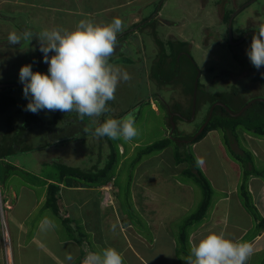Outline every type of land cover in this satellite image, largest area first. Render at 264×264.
Listing matches in <instances>:
<instances>
[{
	"label": "rangeland",
	"instance_id": "rangeland-1",
	"mask_svg": "<svg viewBox=\"0 0 264 264\" xmlns=\"http://www.w3.org/2000/svg\"><path fill=\"white\" fill-rule=\"evenodd\" d=\"M149 1L150 3H148ZM201 1L205 4L204 9L207 8L208 11H211V17H205L206 11L203 12L204 9L196 12V5H198L197 0H31V2L34 3L33 7H14L11 14L14 18L11 21L0 17V20L8 26V29L0 27V33H6L8 31L9 33L12 31H16L17 33H23L25 31L40 33L44 30H51L53 28L72 30L77 26L80 20L84 19L100 25L110 23L112 19L105 18V16H108V14L105 13L106 4L111 5L115 9L112 12L119 14L116 18H120L124 22V30L118 34L117 39L122 35L125 39L118 41L116 51L112 57H110L112 61L109 60V62L114 66L126 70L131 76V79L128 81H121L119 83L115 93V99L108 102L111 110L99 118L85 117L81 120L75 112L64 113L59 110L40 111L39 113L42 115V118L47 119L44 124L45 127L37 131H29L27 138L29 135H31V137L27 139L25 143L20 144L22 147L25 145L23 149H18L14 154L7 156L5 159L9 164L15 165L16 168L8 173V177L2 183L3 185L1 184V196L3 200L12 204L10 191H19L22 185L35 190L39 196L42 192L40 186H36L35 184L37 183H33L27 178L32 175L40 174L42 177H45V179L49 176L53 179L55 177L57 178L59 164L80 168L87 167L88 169L92 167V170H95L96 168L94 166L97 165L96 159L99 158L102 161L103 157L107 155V153L104 154L103 152L109 150L111 146L107 144V149L104 147L100 150L102 148L98 146V139L100 137H96L88 129L90 127L94 129V127L108 118H122L128 112L135 109L136 126L139 130L138 136L131 141H125L123 138L109 140L115 146L118 145L119 162L113 170L112 178L110 177L106 186L115 189V194L121 206V214H125V216L122 215L121 217L125 220H129L130 226L135 232H138L147 240L149 239V242L151 241V236L156 235V233H154L152 228L145 225L146 220L142 217V213L138 207L140 205H137L135 202L133 194L134 189L138 188L140 185L147 186V184H151L152 181L158 178V176L163 175L164 172L169 173V177H172L173 180H185L194 185L197 192H195L193 200H197L198 198V200L201 201L203 194L200 187L195 184L190 177L186 176L185 173H182V169L190 166L191 162L187 160L183 164L176 166L174 164V154L172 151L173 145L161 151L144 155L132 162L139 150L148 144L168 136L169 133H172V130L168 129L170 125L172 127L175 125L179 130L177 136L191 135V133L198 129L199 123L207 111V108L204 107V110L197 114L193 121L192 118L186 120L187 117L181 114L178 115L176 121H173L170 117L171 115H175V111L169 116L170 120L166 117V106L173 108L174 101L189 103V100L187 101V98L183 94L180 81L182 77L188 75L189 80L187 81L189 82L190 76L193 75V69L188 62L189 59L186 57L180 62L181 73L178 74L179 77L177 78L178 80L176 79V82H168V85L164 84L163 86L155 82L151 76L150 67L154 64V60L158 53V44L150 32L143 33L141 28V32L137 29L140 27L141 23L139 22L144 19V16L148 15L146 21H150L151 19L157 20L156 28H158V32L161 34L160 39L167 48V51H169V38L175 37L179 39L180 37L182 40L186 39L189 44L191 56L199 68L197 73L202 72V75L199 74L198 78H200L201 83L209 82L210 86L208 89L210 91H225L228 95H231V93H233L232 89L236 87L240 95L245 98H247L248 95H257L256 98H252L248 100V102L257 99L258 96L264 95V84L262 81H260V84L258 83V79L255 77V71H253L257 69L251 64L246 55V49L251 41L247 40L246 43L236 45V49L231 48L234 45L231 44L230 40L228 41L230 45L224 43L226 39L225 24H228V19H225L226 13L233 10L234 6H243V9L237 13L232 23V32L235 37L238 34L239 36L241 35L240 29L243 25H249L250 28H252L251 30L256 32L264 30V0ZM156 10H158V13ZM138 13L142 14L140 15ZM155 13L157 15H154ZM217 14L219 15L217 16ZM220 16H224V19H221ZM216 21H218V23ZM1 35L2 34H0V36ZM243 36L244 34L240 37L243 38ZM7 37L8 34L0 37V83L6 84L4 88L9 92L11 97L15 99V104L10 107V109L7 108L5 113H0V130L2 129V131L6 126L4 120H6L8 115H11L13 124H19L23 121L24 116L31 112L25 110L28 100L22 94V84L18 79L20 67L24 64H32L33 71L40 72H47L48 68V65L42 60V53L39 50L40 41L36 36H33L29 44L24 41L21 45H9ZM49 55H51V53ZM179 55L180 53L178 56ZM233 68L240 71L233 76L225 78V75L228 73L227 69ZM258 71L259 70H257V72ZM261 72L264 73L263 70H261ZM260 89H262V91H260ZM58 116L61 117L59 121L57 119ZM241 129L242 127H237L234 133L228 135L227 143L224 140L225 131L217 129L218 135L223 141L222 145L226 155L234 161L233 157L235 152L233 151L237 150L234 140L235 134L237 135L236 141L238 142V148L249 151L256 168L264 171L263 154H261L260 159L258 154L253 155L255 151L245 143L247 139L241 136L242 131L250 136L257 137L259 135L252 134L245 130L241 131ZM184 141L188 143L187 140ZM43 142H51L53 148H35L43 144ZM230 142L232 145H230ZM30 145L32 148L27 149V146ZM187 145V150L194 156L198 167H200L199 169H201L200 161L194 147L192 144ZM14 148H16V146H14ZM248 148H250V150H248ZM210 158H212V155ZM5 164L6 163L0 162L1 176H3ZM201 171L204 174L202 169ZM140 176H142L143 179ZM211 187H213V183ZM215 193H217V191L213 192L209 209L212 207V199ZM171 197L179 201V195L178 198L174 196ZM135 198L136 201H140L139 194L137 195V193H135ZM115 203L116 201L114 202V206H111L112 209H114L115 206L117 208L118 204ZM199 204L200 203L193 206L191 211L187 213H182L183 210L181 206H178L176 209L173 208V212L176 215L166 224L167 230L169 233L171 232L173 239L172 241H163V239L160 238L157 242H153L155 248L159 246L163 252L159 251L150 254V261L152 264H178V262L181 261L178 254L180 251L185 250L181 248L182 243L179 239L180 232L186 223V219L196 211ZM251 204L253 206L252 202ZM2 208L3 209L0 208V225L4 223L5 212L7 211V215L9 212L8 208L4 205ZM40 211H44V213L49 211L48 213H51V217L55 218L56 222L60 220L59 217L62 216L60 213H54L51 208H46L45 205L40 207L39 212ZM1 214L3 215L2 217ZM206 214H208V212H206ZM72 220L74 224L73 230H75L74 228L80 229L73 231L71 234L75 237L74 240H76L78 244L81 245L84 243L81 241L83 239H89L93 241L91 242L95 247L93 251L98 252L107 248L106 240H104L100 232H98L96 236L93 235V237H90V235L81 237L86 229L81 225L78 218ZM98 220L102 219L96 217L95 221ZM113 221H116V227L118 224H121L120 231L125 232L127 236L132 233L129 224L127 226L124 225L121 218H115ZM61 224L64 225L65 230L62 231L60 228L59 233L68 239L69 233L67 234L68 230L66 228L68 223L61 220ZM89 224L91 225L90 221ZM197 224L199 225V222L194 223L193 226ZM191 225L189 227L188 225L184 227V231L186 230L185 232L187 234L192 229ZM122 242L123 240L121 241L120 239L119 243L113 241L112 244H115L114 246L117 247V250H121L124 248L122 247ZM97 243L100 245H97ZM6 244H9V241ZM185 248H187L185 252L191 256L189 241L188 246L186 244ZM28 249L33 253L30 248ZM82 253L75 257L74 262L78 259L83 261L84 255ZM22 257L26 261L29 260L31 256L26 254L21 256V258ZM124 264H131V261L128 263V259L125 257ZM133 264H135V262Z\"/></svg>",
	"mask_w": 264,
	"mask_h": 264
},
{
	"label": "crops",
	"instance_id": "crops-1",
	"mask_svg": "<svg viewBox=\"0 0 264 264\" xmlns=\"http://www.w3.org/2000/svg\"><path fill=\"white\" fill-rule=\"evenodd\" d=\"M197 1L198 5H196V12H199L204 9L205 4L201 0ZM148 3H150V1ZM15 6L33 7L34 3L31 2V0H0V17L11 21L14 18L11 14ZM238 7L239 6H234L233 10L235 11ZM114 10L113 6L106 4L105 14H108V16H105V18L113 20L118 17L117 15L119 14L112 12ZM203 12L206 13L205 17H211V11H208L207 8H205ZM138 14L141 15L142 13ZM218 15L219 14H217V16ZM144 19L142 20L143 22L145 21ZM233 19L234 18H232L230 22L231 26L228 24L227 29H233L232 23L235 20ZM216 22L218 23V21ZM0 24L1 28L8 29V26L1 20ZM243 28L244 25L240 30L242 31ZM156 32L160 38L161 34L158 32V28H156ZM0 34H2L1 36L7 35L9 31ZM171 38L178 41H186V39L182 40L180 37L179 39L175 37ZM227 70L228 73L225 75L226 77L224 76L225 78L233 76L240 71L235 68ZM201 73L202 72H200V75H202ZM258 83L260 84L259 80ZM201 84L208 88L210 86L209 82H202ZM262 89H260V91H262ZM250 96L253 95H248V97ZM195 114L196 109L194 112V119L196 116ZM241 136L247 139L245 143L255 151L253 155L258 154L260 159L261 154H263L262 160L264 161V137L250 136L243 131ZM235 143L237 150L233 151L235 152L233 157L234 161L226 155L222 145L223 141L220 139L217 129L209 130L200 140L192 143L198 155L201 169L204 171V175L210 184L212 185L213 183V192L217 191V193H215L212 199V207L208 209V214L199 221V225H191L192 229L188 232L189 246L192 248L194 244L198 243L201 238L210 232L223 233L227 238L236 242L247 241L252 243L254 252L248 259L247 264H264V225L260 222L261 219H264V171L259 170L256 174L250 175L247 179L250 199L258 212V217L256 218L243 206L241 198L239 197L238 186L241 181L242 171L237 157L241 154V149L238 148V142L236 140ZM230 145H232L231 142ZM49 147L53 148L51 142H48V148ZM250 148H248V150H250ZM210 154L212 158H210ZM154 171L157 172L156 170ZM169 175V173L164 172L163 175L158 176L151 184L145 182L147 186L140 185L138 188L134 189V200L137 205H140L138 207L142 213V217L146 220L145 225L152 228L154 233H156V235L151 236L150 242L148 241L149 239L147 240L131 228L129 220H125L121 217L122 215L125 216V214H121V206L115 194V189L106 186V184L82 187L79 183H76L75 186L70 187L64 185L63 182H58L56 177L53 179L49 176L47 178L48 182H57L60 186L58 213L62 216L59 217L60 220L57 222L55 218L51 217V213H48L49 211L47 213H44V211L39 212L40 207L44 206L46 200L45 185H39L42 190L39 196L35 190L23 185L20 187L19 191L11 190L12 204L7 203L6 200H4L3 203V205L8 208L9 212L8 215L7 211L5 212L4 226L3 224L0 225V264H64L63 257H65L67 252H71L74 257L83 252L82 254L85 257L88 251H93L95 248L91 243L93 241L83 239L84 243L80 245L76 240L70 239L69 237L66 239L59 233L60 228L62 231L65 230L64 225L61 224L63 217L71 219L69 224L72 229L74 226L72 219L78 218L90 237H93V235L96 236L97 233L100 232L104 240H106L107 247L116 249L117 247L114 246L115 244H112L113 241L119 243L120 239L121 241L123 240L122 247L124 248L118 251L122 253L124 259L125 257L128 259V263L131 261V264L134 262L135 264H152L150 261V254L159 251L163 252L159 246L155 248L153 242H157L160 238H162L163 241H172L173 239L171 232L169 233L166 227L170 219L176 215L173 212V208L176 209L178 206H181L183 210L182 213H187L200 201L198 198L197 200H193L194 194L197 192L194 185L185 180H173ZM38 176H41V174ZM140 177L143 179L142 176ZM135 193L140 195V201H136ZM0 195H2L1 191ZM178 195L179 201L171 197L174 196L178 198ZM115 201L118 204L117 208L115 206V208L112 209L111 206H114ZM45 217L53 220L54 227H42V221ZM96 217L102 220L95 221ZM115 218H121L122 223L126 226L129 224L132 233L127 236L125 232L120 231L121 224H118L115 231H113V225L116 224V221H113ZM5 238L9 240V244L5 243ZM97 245L100 244L97 243ZM28 248H30L33 253ZM26 254H29L31 257L29 260L25 261L21 256ZM178 255L181 258L178 264H188V258L190 256L185 251H180Z\"/></svg>",
	"mask_w": 264,
	"mask_h": 264
},
{
	"label": "clouds",
	"instance_id": "clouds-1",
	"mask_svg": "<svg viewBox=\"0 0 264 264\" xmlns=\"http://www.w3.org/2000/svg\"><path fill=\"white\" fill-rule=\"evenodd\" d=\"M123 30V20L114 18L103 25L80 20L72 30L10 32L9 45H21L24 41L29 44L36 36L40 41L42 60L48 65L47 72L33 71L32 64L20 67L18 79L22 94L28 100L25 110L32 113L43 110L75 112L81 120L108 113L111 110L108 102L115 99L119 83L131 79L126 70L109 62L117 48L118 34ZM246 55L257 70L264 66V30L253 35ZM135 112L133 109L122 118H108L88 130L96 137L131 141L139 134ZM3 203L1 197V209ZM42 227H54L53 220L45 217ZM115 228L113 225V231ZM4 241L9 240L5 238ZM253 252L250 242H236L223 233L210 232L192 246L188 264H247ZM74 259L73 254L67 252L64 264H73ZM83 264H124V257L117 249L107 247L98 252L88 251Z\"/></svg>",
	"mask_w": 264,
	"mask_h": 264
},
{
	"label": "trees",
	"instance_id": "trees-1",
	"mask_svg": "<svg viewBox=\"0 0 264 264\" xmlns=\"http://www.w3.org/2000/svg\"><path fill=\"white\" fill-rule=\"evenodd\" d=\"M232 11L233 10H230L226 13L227 15L225 19H228ZM143 18H148V15L144 16ZM156 23L157 20L151 19L150 21H147L143 23L140 27H138L139 32L141 31L143 33L150 32L153 38L155 39L156 43L158 44V53L154 60V64L151 65L150 67L151 76L155 80V82H158L162 86L164 84L168 85L169 84L168 82L171 83L176 82V79L179 77L178 74L181 73L180 62L182 61V59L186 57L189 59L188 62L192 66L193 75L190 76L189 82L187 81L189 80L188 75L182 77L180 81L183 88L182 89L183 94L187 98L186 100L187 101L189 100V103L174 101L175 103L174 102H173L174 104L172 103L174 105L173 108L167 107L166 104L165 106L167 108L166 117L168 119L171 113L174 111H178L180 112L181 115L190 118L192 113V106H193L194 82H195V77L197 76V70H199L198 65L193 60L190 54L189 44L185 41H178L176 39L170 38L168 40L169 51H167V48L164 46L163 42L156 33ZM147 27H149L150 29L149 30L145 29ZM140 28L142 29L141 31ZM122 37L123 35L120 36V38H118V41L125 39L124 37L123 38ZM183 51H185L186 53ZM179 53L180 55L178 56ZM253 71H255L256 79L262 81L264 84V78H263L264 75H262L261 70L259 69L258 72L257 70H253ZM232 90L233 93H231V95H228L225 91H210L206 86H203L198 80L196 86L195 115L201 113L204 110V107L207 108V111L204 114L203 119L199 123V126H201L205 121H207L203 130L200 133H198L196 136H194L196 133L195 134L191 133V135L189 134V135L177 136L179 130L175 125L174 127H172L169 123L170 128L168 129L172 130V133H169L168 136L159 139L151 144H148L147 146L139 150L135 159H133L132 161L134 162L140 157L153 153L155 151H160L170 146L172 147V145H173L172 151L174 154L173 157H174L175 165L182 164L187 160H190L191 165L184 168L182 170V173H185L186 176L190 177L193 180V182H195V184H197L200 187L203 195L196 211L186 219L185 221L186 223L184 224L180 232L179 239L180 242L182 243L181 248L182 250L185 251H187L185 245L187 244L188 246V241H187L188 234L185 232L186 230L184 231V227L186 225H188L189 227L191 224L201 221L206 216V212L210 207V201L213 195V189L211 187L210 182L203 174L201 169H199L200 167H198L197 161L194 158V156L187 150V146H188L187 144H192L200 140L209 130H213V129H220L225 131L224 140L226 143L228 142V138H227L228 135L234 133V130H236L237 127H242V130L248 131L255 135H259L260 137H264V102L263 101L256 99L239 116L230 115L222 105H215L211 112L210 118H208L210 108L216 101H220L224 103L226 106L230 108V110H232L233 112H237L248 102V100L257 97V95H253L245 98L244 96L240 95L239 90H237L236 87L233 88ZM260 97L264 99V95H261ZM14 104H15V99L11 97L9 92H7V90H5L4 87L0 88V113H5L7 111V108L10 109V107H12ZM60 118L61 117L58 116L57 118L58 121L60 120ZM177 118L178 115L172 116L173 121H176ZM46 121L47 119L42 118V115L40 113H32V112L27 113L24 116L23 121L19 124L17 123L13 124L11 115H8L6 120H4V123L6 122V126L3 131L2 129L0 130V162L6 164L4 165L3 176H1L0 173V188H1V184L8 177V173L12 169L16 168L15 165L9 164V162L5 160L7 156L14 154V152H16L18 149H23L25 145H23L22 147L20 144L25 143V141L31 137V135H29L27 138L28 132L34 130L37 131L41 128H44L45 127L44 124L46 123ZM92 137L95 138L94 136ZM234 137H235L234 140H236L237 135L234 134ZM109 140L111 139H108V137H100L98 139V146L100 148L102 147L100 150H102L104 147L107 149V144L110 145L111 148L103 152L104 154L107 153V155L103 157L102 161L99 158L96 159L97 165L94 166L96 168L95 170H92V167L88 169L87 167L80 168L71 165L59 164V173L57 176L58 182H63L64 185L70 187L75 186L76 183H79L80 186L82 187H91V186L106 184L109 181L110 177L112 178V172L116 168L119 162L118 145L115 146ZM184 140H187L188 143H186V141ZM14 146H16V148H14ZM30 148H32L31 145L27 146V149ZM35 148H40V149L48 148V142L46 143L43 142V144H41L40 146H36ZM237 158H238L237 160L240 163L241 171H242L241 181L238 186V193L243 203V206L250 212L251 215H254V217L257 218L258 212L251 204V199L247 188V179L250 175L256 174L259 170L254 165L252 155L249 151L245 149H241V154H239ZM27 179L31 180L33 183H37L35 185L46 186V200L44 205L46 208H51L53 212L57 214L59 211V206H58L59 190H60L59 184L57 182H48L47 179L42 178L41 176L38 175H32ZM62 219L63 222L68 223V226L66 225V228L69 233L68 237L74 240L75 237L71 235L72 232L80 229L74 228L75 230H73L72 227L69 226V222L71 220L70 218L63 217ZM260 222L264 225V219H261ZM85 235L89 236V233L85 231L81 237ZM73 264H82V260L78 259Z\"/></svg>",
	"mask_w": 264,
	"mask_h": 264
},
{
	"label": "water",
	"instance_id": "water-1",
	"mask_svg": "<svg viewBox=\"0 0 264 264\" xmlns=\"http://www.w3.org/2000/svg\"><path fill=\"white\" fill-rule=\"evenodd\" d=\"M243 6H241V7H239L238 9H236L232 14H231V16H230V19H229V26H230V22L232 21V18H233V16L235 15V14H237L240 10H242L243 8H242ZM157 11V10H156ZM228 33H229V37H228V39L229 40H231V37H232V35H231V32H230V29H228ZM244 38V37H243ZM261 70H263L264 71V67L262 66L261 67ZM200 73H197V76H196V78H195V82H194V90H193V106H192V113H191V117L190 118H193L194 117V112H195V98H196V86H197V82H198V80H199V75ZM6 84H2V83H0V88L1 87H4ZM256 99H253L252 101H250V102H247L239 111H237V112H233L232 110H230V108L228 107V106H226L224 103H222V102H215L212 106H211V108H210V111H209V116H208V118H210V116H211V112H212V110H213V107L217 104V105H222V106H224V108L228 111V113L230 114V115H233V116H239V115H241L244 111H245V109L246 108H248L251 104H252V102H254ZM257 100H260V101H263L264 102V99L262 98V97H258L257 98ZM177 115H180V114H178V113H176ZM189 118V119H190ZM170 119H172V115H171V117H170ZM206 123H207V121H205L204 123H203V125L199 128V130L197 131V133L194 135V136H196L198 133H200L202 130H203V128L205 127V125H206ZM174 127V126H173Z\"/></svg>",
	"mask_w": 264,
	"mask_h": 264
},
{
	"label": "flooded vegetation",
	"instance_id": "flooded-vegetation-1",
	"mask_svg": "<svg viewBox=\"0 0 264 264\" xmlns=\"http://www.w3.org/2000/svg\"><path fill=\"white\" fill-rule=\"evenodd\" d=\"M162 3V2H161ZM233 12V11H232ZM232 12L230 13V15H229V17H228V21H227V23L229 24V19H230V16H231V14H232ZM237 14H235L234 16H233V18L235 19V16H236ZM220 18H223L224 19V16H220ZM146 19L147 18H145L144 20L146 21ZM233 19V20H234ZM144 21V22H145ZM139 23H142L143 24V21H141V22H139ZM139 23H137V24H139ZM141 24V25H142ZM228 24H225L226 25V32H225V41H224V43L226 44L227 43V45H230V43L228 42L229 41V39H228V37H229V34H228V29H227V26H228ZM136 25V24H135ZM140 25V26H141ZM231 26V25H230ZM248 25H244V28H243V30L241 31V35L240 36H242L243 34H244V38H241L240 36H239V34L235 37L234 36V34H233V30L232 29H230V32H231V34H232V37H231V40H230V42H231V44H233L234 46H232V48H234V49H236V45H238V44H241V43H246V41L247 40H251L252 39V37H253V35L254 34H257L258 32H256V31H254V30H251L252 28H250L249 26L247 27ZM138 29V28H137ZM145 29H147V30H149L150 28L149 27H147V28H145ZM252 31H254V32H252ZM259 31V30H258ZM138 32V31H137ZM157 33V32H156ZM158 35V34H157ZM241 38V39H240ZM170 39V38H169ZM240 39V40H239ZM238 41V42H237ZM183 52H185V51H183ZM180 53H182V52H180ZM186 53V52H185ZM191 54V53H190ZM207 87V86H206ZM208 88V87H207ZM216 102H220V101H216ZM217 105V104H216ZM195 109H196V105H195ZM175 114L176 113H180V112H178V111H175L174 112ZM189 118H186V120H188ZM193 120H194V118H193ZM202 126V125H201ZM201 126H199L198 127V129H196L194 132H193V134H195V133H197V131L199 130V128L201 127Z\"/></svg>",
	"mask_w": 264,
	"mask_h": 264
}]
</instances>
